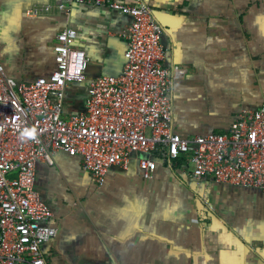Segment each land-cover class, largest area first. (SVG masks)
<instances>
[{"label":"crops","instance_id":"obj_1","mask_svg":"<svg viewBox=\"0 0 264 264\" xmlns=\"http://www.w3.org/2000/svg\"><path fill=\"white\" fill-rule=\"evenodd\" d=\"M57 0H0V63L13 83L56 69L57 34L76 30L86 75H119L132 17L106 6L30 15ZM149 5L164 27V63L181 65L171 99L184 137L226 132L238 112L264 103V0H118ZM86 83L66 88L67 112L85 109ZM138 156H145L144 153ZM187 161L159 160L153 177L134 157L98 186L82 158L59 151L38 161L36 188L57 235L42 246L48 264H264V191L206 179ZM213 205V209L209 207Z\"/></svg>","mask_w":264,"mask_h":264},{"label":"built area","instance_id":"obj_2","mask_svg":"<svg viewBox=\"0 0 264 264\" xmlns=\"http://www.w3.org/2000/svg\"><path fill=\"white\" fill-rule=\"evenodd\" d=\"M75 5L106 6L132 17L124 33L126 62L119 75L89 80L86 52L74 46L77 32L66 26L57 34V65L48 77L13 83L0 63V264H48L42 246L57 228L49 224L53 211L36 188V165L54 164L59 151L81 156L82 168L98 186L106 183L111 167L128 169L136 157L148 179L159 160L175 166L185 159L198 183L213 179L264 191V103L238 112L224 133L180 135L170 93L187 69L164 63V27L151 7L57 0L29 14L53 9L69 14ZM71 83L88 85L83 111L65 110Z\"/></svg>","mask_w":264,"mask_h":264},{"label":"trees","instance_id":"obj_3","mask_svg":"<svg viewBox=\"0 0 264 264\" xmlns=\"http://www.w3.org/2000/svg\"><path fill=\"white\" fill-rule=\"evenodd\" d=\"M182 161H186L185 159H182Z\"/></svg>","mask_w":264,"mask_h":264},{"label":"rangeland","instance_id":"obj_4","mask_svg":"<svg viewBox=\"0 0 264 264\" xmlns=\"http://www.w3.org/2000/svg\"><path fill=\"white\" fill-rule=\"evenodd\" d=\"M190 167H191V165H190Z\"/></svg>","mask_w":264,"mask_h":264}]
</instances>
